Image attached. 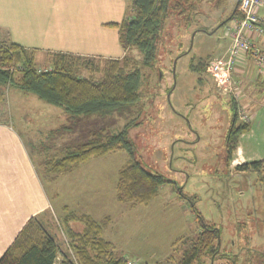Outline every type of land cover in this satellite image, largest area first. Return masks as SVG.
<instances>
[{
    "label": "rangeland",
    "instance_id": "rangeland-1",
    "mask_svg": "<svg viewBox=\"0 0 264 264\" xmlns=\"http://www.w3.org/2000/svg\"><path fill=\"white\" fill-rule=\"evenodd\" d=\"M76 1L74 8L90 11H86L91 16L90 21L93 17L99 21H119L131 13V0H125L128 5L124 7V0L120 5L118 0H90L82 6ZM237 2L221 0L217 4H200L190 24L170 14L160 30L155 55L148 64L143 63L138 49H123L118 58H129V64H136L141 71L140 96L108 115H81L73 117L74 120L68 117L66 121L39 109L35 104L42 108L47 102L36 94L9 96L8 85L0 84V120H12L18 126L21 124L19 113L26 112L23 121L28 120L30 127L27 129L30 136L25 138L26 148L51 199L49 207L37 215L60 248L53 264H59L63 254L74 260L63 223L69 212L87 214L97 220L109 216V224L103 231L105 240H110L116 255L125 253L133 264H173L191 246L201 229L193 207L205 223L220 230V256L211 264H264V170H237L231 164L238 154L234 152L229 160L224 149L232 114L230 99L240 111L246 112L244 107L257 105L256 97L260 96L254 85L259 76L252 68H249L251 71L242 68V73L238 71L239 78H232L239 82L242 92L235 99L221 93L207 72L198 74L190 68L191 62L196 63L201 58L207 64L226 49L227 26H232L234 20L223 23ZM89 26L92 31L91 22ZM201 28L207 31L199 30ZM109 30L99 27L91 32L92 36L105 37V44L96 46L98 53H112L105 47L109 43L105 36ZM100 55L80 56L87 61L86 66L80 67V74L100 77L111 59ZM45 56L36 55L35 65L40 70L51 66L52 56ZM263 101L254 110L258 114L254 121L260 120V134L255 129L252 135L248 130L239 135L238 143L247 159L255 158V153H259L257 157L264 155ZM55 110L57 114L62 111L60 107ZM49 124H63L56 130L61 135L74 127V139L69 140L73 134L65 139V133L54 137ZM101 129L107 132L124 129L133 156L145 169L164 178L148 204L130 207L116 200L118 172L128 158L125 150L92 157L81 171L71 175L76 177L72 183L62 173L44 171L45 157H48L45 153L50 152L51 142L69 140L68 144L62 142L53 146L60 156L65 146L73 147L88 140ZM48 132L50 134L45 136ZM40 143L46 147L42 148ZM42 149L47 151L41 152ZM87 189L91 192L86 198ZM69 224L75 231L83 228L77 219L70 220Z\"/></svg>",
    "mask_w": 264,
    "mask_h": 264
},
{
    "label": "trees",
    "instance_id": "trees-1",
    "mask_svg": "<svg viewBox=\"0 0 264 264\" xmlns=\"http://www.w3.org/2000/svg\"><path fill=\"white\" fill-rule=\"evenodd\" d=\"M220 1L131 0V13L128 16L117 22H106L105 25L117 30L118 41L123 49H138L143 63L148 64L155 55L160 30L170 14L181 17L190 24L200 4H217ZM238 4L239 2L223 24L232 18L243 17ZM199 30L207 31L206 28ZM85 60L71 53L56 52L52 55L51 66L40 70L35 65L32 50L16 42L0 41V84L13 85L22 91L34 93L43 101L61 107L74 117L108 115L122 105L131 104L140 96L138 90L142 74L136 64H129V58L124 56L109 59L98 78L80 74V67L86 66ZM190 68L201 74L206 72V63L199 58L196 63L191 62ZM258 80L260 88L264 90V73ZM230 103L232 114L224 137V149L229 160L236 151L239 135L250 127L249 120L241 121L238 118L236 102L230 99ZM50 146L48 145L50 152L45 153L48 157H45L44 171L55 174L70 172L92 157L125 150L128 158L118 172L116 200L127 203L130 207L148 204L164 182L159 173L148 171L133 156L124 129L117 132L101 129L88 140L73 147L65 146L60 156L56 155V148ZM43 147L46 146L42 145ZM263 164V160L251 161L237 164L236 169L251 167L259 170ZM193 211L200 220L201 229L191 246L173 264H211L220 256L219 228L205 223L195 207ZM75 219L82 223L81 230L75 231L70 227V220ZM109 221V216L97 220L87 214L76 215L69 212L63 223L74 260L63 254L59 264H128L127 257L116 255L112 250V243L102 236ZM59 250L55 236L51 235L40 217L35 215L26 220L0 256V264H53Z\"/></svg>",
    "mask_w": 264,
    "mask_h": 264
},
{
    "label": "crops",
    "instance_id": "crops-1",
    "mask_svg": "<svg viewBox=\"0 0 264 264\" xmlns=\"http://www.w3.org/2000/svg\"><path fill=\"white\" fill-rule=\"evenodd\" d=\"M89 1L90 0H77L76 3H78L77 5L82 6L84 3L87 5ZM120 2L121 0H118L119 5ZM74 4L75 0H0V41L16 42L23 47L32 50L35 63L38 60L36 57L37 54L52 56L56 52L96 57L101 54L98 53V47L96 46L97 44L104 45L105 37L101 38L97 35L92 36L91 32L96 31L97 28L101 27V29H110L105 35L109 39V43L105 47L106 49H109V51H112V53H102L100 56L107 58L121 57L123 54V48L118 41L117 30L106 26V21H99L96 17H93V20L90 21L91 16H88V12L90 11L82 8H74ZM124 4L128 5L125 0L122 5L123 7ZM110 6H112V4ZM113 8H115V6H113ZM258 14L264 16V10H258ZM233 20H235V18H233ZM90 22L92 31H90ZM250 34L252 41L264 51V37L255 32H251ZM226 39L227 41L225 42L228 47L230 38L228 37ZM90 43H92V47L90 46ZM226 49L219 55L223 54ZM252 61L253 60H251L250 56L239 58L236 68L232 73V77L235 76L236 78H239L237 72L241 71L242 73V68L244 71H251L249 68H252V70L256 72L255 74L260 78L263 75L264 70H261V68H259L254 61L252 63ZM258 79L255 81L256 83L254 85L258 90V96H260L259 98L256 97L257 105L252 108H249L248 106L244 107L246 112L250 115V128L247 131L249 135H252V133L255 132V129L258 131V134H260V130L258 129L260 126V120L257 123L254 121L258 115L257 112L254 113V110L256 107L258 109L261 105V101L264 100V90L260 88ZM235 82L237 90L242 92L239 82ZM6 90L9 96L18 95L19 93H23V95L30 93L22 91L13 85H8ZM47 104H44L46 106L42 105V108L40 104L35 105L39 106V109H42L43 111L45 110L46 114H51L56 116V118L60 117L66 121L68 117H71L73 120L75 119L73 118L74 116L65 112L61 107L62 111L58 114L55 113V109L59 106L50 104L47 106ZM39 112L42 113L41 111ZM39 117L40 119L42 118V116ZM25 118L26 112L19 113L18 119L21 121V124L18 126L14 125L12 120H0V256L13 241L26 220L29 217L40 214L46 210L51 202L45 187H43L41 183L37 173L38 171H36L29 151L26 148V145L28 144L25 141V138L26 136H30L27 130L30 129V127H28L26 123L28 120L25 122L23 121ZM36 123H39V120H37ZM59 126L62 127L63 124H57L56 126H50L49 124V127H52L53 131H55L54 137L62 136L65 133V139H67V135L70 134L73 135L69 136V140L74 139V127H71L70 131H66L61 135V133L57 134L56 132V130L59 129ZM65 128L67 129V127ZM49 134L50 132L46 133L45 136ZM67 141L54 140L51 142V145H61L63 144L62 142L66 143ZM70 143L72 144L73 142L70 141ZM235 152L238 154V157L235 159V162L233 160L231 165L236 166L238 163H249L258 160L264 161V155H260L261 158L257 157L259 153L254 154L255 158L247 159L244 156V151L240 148L239 143ZM90 159L77 165L70 172L62 175H65L67 181L72 183L76 177L71 175H74V173H76L75 171L85 167ZM250 169L251 167L240 171ZM262 170H264V164L259 169V171ZM86 192L85 197L87 198V195H89L91 191L87 189ZM103 238L106 239L104 234ZM122 255L127 257L125 253Z\"/></svg>",
    "mask_w": 264,
    "mask_h": 264
},
{
    "label": "built area",
    "instance_id": "built-area-1",
    "mask_svg": "<svg viewBox=\"0 0 264 264\" xmlns=\"http://www.w3.org/2000/svg\"><path fill=\"white\" fill-rule=\"evenodd\" d=\"M239 9L243 13L242 18H235L232 26H227L226 36L230 38L226 51L211 58L206 64V72L209 74L223 94H229L233 98H239V91L233 81L232 73L236 68L239 58L250 56L261 70H264V51L251 39V32L261 34L264 37V16L258 14V10H264V0H238ZM238 117L242 121H248L250 115L237 110ZM128 264H133L128 261Z\"/></svg>",
    "mask_w": 264,
    "mask_h": 264
}]
</instances>
